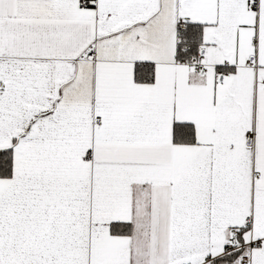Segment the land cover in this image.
<instances>
[{
    "label": "snow or ice",
    "instance_id": "snow-or-ice-1",
    "mask_svg": "<svg viewBox=\"0 0 264 264\" xmlns=\"http://www.w3.org/2000/svg\"><path fill=\"white\" fill-rule=\"evenodd\" d=\"M0 264H264V0H0Z\"/></svg>",
    "mask_w": 264,
    "mask_h": 264
}]
</instances>
